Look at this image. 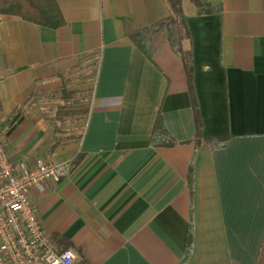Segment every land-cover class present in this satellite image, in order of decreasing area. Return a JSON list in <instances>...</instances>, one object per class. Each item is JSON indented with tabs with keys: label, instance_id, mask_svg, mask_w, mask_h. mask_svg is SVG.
Masks as SVG:
<instances>
[{
	"label": "crops",
	"instance_id": "1",
	"mask_svg": "<svg viewBox=\"0 0 264 264\" xmlns=\"http://www.w3.org/2000/svg\"><path fill=\"white\" fill-rule=\"evenodd\" d=\"M56 3L58 29L0 19V140L73 161L30 191L56 247L74 264H264V0H181L187 69L162 31L128 37L167 0ZM85 89L78 137L56 139L39 105Z\"/></svg>",
	"mask_w": 264,
	"mask_h": 264
},
{
	"label": "built area",
	"instance_id": "2",
	"mask_svg": "<svg viewBox=\"0 0 264 264\" xmlns=\"http://www.w3.org/2000/svg\"><path fill=\"white\" fill-rule=\"evenodd\" d=\"M71 161L13 159L0 140V264H74L71 249L59 250L41 227L30 191L70 174Z\"/></svg>",
	"mask_w": 264,
	"mask_h": 264
},
{
	"label": "trees",
	"instance_id": "3",
	"mask_svg": "<svg viewBox=\"0 0 264 264\" xmlns=\"http://www.w3.org/2000/svg\"><path fill=\"white\" fill-rule=\"evenodd\" d=\"M167 1L171 8V15L156 21L144 29L130 30L128 37L133 43L137 44L141 48L142 44L140 35L151 31H162L164 37L170 40V43H172L175 50L180 55V58L184 61V66L187 69L188 53L181 49V41L186 34L184 17L181 9V0ZM191 2L196 7V12L198 13L210 11L207 6L205 7L203 5V0H191ZM14 17L34 23L38 26L52 29H58L65 23L56 0H0V19H9ZM162 128L163 127H161L159 121L156 120L152 135L166 132L159 131ZM52 241L54 242L53 239Z\"/></svg>",
	"mask_w": 264,
	"mask_h": 264
},
{
	"label": "rangeland",
	"instance_id": "4",
	"mask_svg": "<svg viewBox=\"0 0 264 264\" xmlns=\"http://www.w3.org/2000/svg\"><path fill=\"white\" fill-rule=\"evenodd\" d=\"M171 14V13H170ZM94 56H89L84 61L77 62L79 67L90 70L95 62ZM90 90H81L78 95L70 97L68 91L67 97H61L58 102L39 105L42 110L48 111L51 125H56V128L61 127V131H56V139L75 138L78 137L80 130L84 126L87 107L90 102ZM61 102V103H60ZM54 116V119H52Z\"/></svg>",
	"mask_w": 264,
	"mask_h": 264
}]
</instances>
